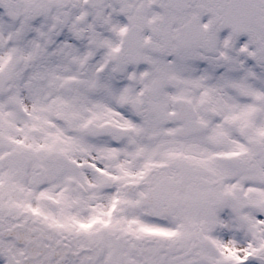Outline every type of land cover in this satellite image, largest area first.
Returning <instances> with one entry per match:
<instances>
[{"label":"snow or ice","instance_id":"6c2138e0","mask_svg":"<svg viewBox=\"0 0 264 264\" xmlns=\"http://www.w3.org/2000/svg\"><path fill=\"white\" fill-rule=\"evenodd\" d=\"M0 264H264V0H0Z\"/></svg>","mask_w":264,"mask_h":264}]
</instances>
